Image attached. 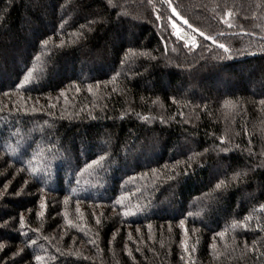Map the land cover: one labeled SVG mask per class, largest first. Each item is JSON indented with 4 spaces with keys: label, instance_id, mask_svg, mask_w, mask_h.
<instances>
[{
    "label": "trees",
    "instance_id": "16d2710c",
    "mask_svg": "<svg viewBox=\"0 0 264 264\" xmlns=\"http://www.w3.org/2000/svg\"><path fill=\"white\" fill-rule=\"evenodd\" d=\"M0 264H264V0H0Z\"/></svg>",
    "mask_w": 264,
    "mask_h": 264
},
{
    "label": "rangeland",
    "instance_id": "374dc122",
    "mask_svg": "<svg viewBox=\"0 0 264 264\" xmlns=\"http://www.w3.org/2000/svg\"><path fill=\"white\" fill-rule=\"evenodd\" d=\"M176 31L181 35H185V33L181 30V28H180V26H176ZM27 37V43H29V41H30V38H31V36L29 35H27L26 36ZM192 40V39H191ZM213 41V40H212ZM17 60H19V57H18V59H16V62H17ZM18 63V62H17ZM226 78H228L229 80H228V82H227V87H228V89H227V87H222L224 90L226 89V90H230L231 88H234V86H235V80L234 79H232V78H230L229 76H225ZM222 81H220V83H221ZM235 82V83H234ZM211 83H213V85L214 86H219V84L218 85H216V83H214V81H211ZM212 85V86H213ZM209 86H210V84H209ZM258 88V87H257ZM179 90H181L182 91V93H184V94H188V93H194L195 92V89H193V87H189V86H184L183 88L182 87H179ZM184 90V91H183ZM259 90H261V88L259 89ZM98 145L99 146H104L105 145V142L104 141H99V143H98ZM155 155H156V151L155 150H150V151H148V152H146V154H144V155H142V157H140V160L139 161H144V160H151V159H153L154 157H155ZM170 210H169V208L166 210V212H169Z\"/></svg>",
    "mask_w": 264,
    "mask_h": 264
},
{
    "label": "water",
    "instance_id": "95a60500",
    "mask_svg": "<svg viewBox=\"0 0 264 264\" xmlns=\"http://www.w3.org/2000/svg\"><path fill=\"white\" fill-rule=\"evenodd\" d=\"M169 9H170V15L182 26L186 27L187 29H189L190 31H192L193 33H195L196 35H198L199 37H201L203 40L207 41V42H212L214 37H209L206 34H204L203 32H201L200 30L196 29L195 27L187 24L185 21H183L181 18H179L175 12V9L173 8L172 5H169ZM207 37V38H206Z\"/></svg>",
    "mask_w": 264,
    "mask_h": 264
},
{
    "label": "snow or ice",
    "instance_id": "6c2138e0",
    "mask_svg": "<svg viewBox=\"0 0 264 264\" xmlns=\"http://www.w3.org/2000/svg\"><path fill=\"white\" fill-rule=\"evenodd\" d=\"M186 22V21H185ZM207 38V37H206ZM220 47H223V45H220Z\"/></svg>",
    "mask_w": 264,
    "mask_h": 264
}]
</instances>
